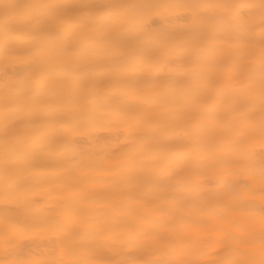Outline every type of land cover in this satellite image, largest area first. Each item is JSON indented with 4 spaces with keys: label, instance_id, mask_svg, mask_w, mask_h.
Segmentation results:
<instances>
[{
    "label": "bare ground",
    "instance_id": "6f19581e",
    "mask_svg": "<svg viewBox=\"0 0 264 264\" xmlns=\"http://www.w3.org/2000/svg\"><path fill=\"white\" fill-rule=\"evenodd\" d=\"M259 0H0V264H261Z\"/></svg>",
    "mask_w": 264,
    "mask_h": 264
},
{
    "label": "snow or ice",
    "instance_id": "6c2138e0",
    "mask_svg": "<svg viewBox=\"0 0 264 264\" xmlns=\"http://www.w3.org/2000/svg\"><path fill=\"white\" fill-rule=\"evenodd\" d=\"M234 7L235 14L238 16H245V15H251L252 10L258 8L259 9V17L261 20L262 25H264V0H259V3H240L237 4ZM261 97L262 100H264V78H262L261 81ZM264 179V177H262ZM261 219L264 221V208L261 209ZM46 264H64V262L61 261H48ZM73 264H82L80 261H75ZM229 264H245V262L241 261H231ZM261 264H264V260L261 261Z\"/></svg>",
    "mask_w": 264,
    "mask_h": 264
}]
</instances>
